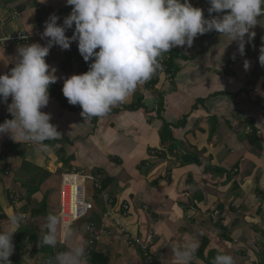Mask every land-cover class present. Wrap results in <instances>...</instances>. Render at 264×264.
<instances>
[{
    "label": "crops",
    "instance_id": "0c3cea01",
    "mask_svg": "<svg viewBox=\"0 0 264 264\" xmlns=\"http://www.w3.org/2000/svg\"><path fill=\"white\" fill-rule=\"evenodd\" d=\"M190 2L208 15L207 0ZM71 7L66 0H0V75L10 72L18 47L25 45L5 39L41 34L40 15L55 14L62 25ZM258 20L254 39L245 37L243 57L237 42L218 32L198 36L191 48L176 47L159 58L151 79L106 116L89 119L79 105L67 102L62 87L64 79L87 72L91 61L72 63L70 53L53 46L45 59L58 80L41 111L51 115L61 137L46 141L49 148L41 152L30 142L0 135V231L10 227L11 216L25 214L13 235L11 264H47L57 253L85 245L82 223L71 240L61 239L55 248L40 244L47 215H60L62 175L82 170L113 201L96 197L87 182L93 210L85 221L103 232L92 253L109 264H144L128 236L145 241L150 231L151 264H174L173 249L192 237L207 246L214 241L210 252L230 254L235 264H264L258 257L264 258V67L258 60L264 18ZM31 43L45 46L47 39ZM74 53L79 55L78 46ZM11 102L0 103V124L13 118ZM123 205L129 207L126 217ZM213 219L229 229V240L211 227Z\"/></svg>",
    "mask_w": 264,
    "mask_h": 264
},
{
    "label": "clouds",
    "instance_id": "9594fccd",
    "mask_svg": "<svg viewBox=\"0 0 264 264\" xmlns=\"http://www.w3.org/2000/svg\"><path fill=\"white\" fill-rule=\"evenodd\" d=\"M210 18L190 0H66L70 14L59 25L60 17L50 15L44 23L40 43L17 49L15 66L0 75V103H11L7 110L13 117L0 124V135L8 134L15 142H30L41 152L46 141L61 137L50 123L51 115L41 109L49 104V87L57 83L56 69L46 57L53 46L69 50L77 42L78 52L89 63L88 71L64 79L62 94L70 105H79L85 119L104 117L144 84L159 67L158 60L176 47L191 48L195 38L218 32L237 42L240 56L245 45L255 37L251 31L264 18V0H207ZM223 14V15H215ZM71 37L66 31L73 29ZM9 39V38H8ZM26 39V37H25ZM98 49V51H97ZM259 63L264 67V46ZM250 67L244 61V68ZM4 161V160H2ZM25 214H14L10 227L0 231V264H11L13 235L19 231ZM41 235L42 246L55 248L59 240L72 239L71 222L62 215L49 214ZM199 239L192 237L173 249L174 264H193ZM47 264H87L86 246L81 244L50 257ZM211 264H235L230 254H217Z\"/></svg>",
    "mask_w": 264,
    "mask_h": 264
},
{
    "label": "built area",
    "instance_id": "2783aa9c",
    "mask_svg": "<svg viewBox=\"0 0 264 264\" xmlns=\"http://www.w3.org/2000/svg\"><path fill=\"white\" fill-rule=\"evenodd\" d=\"M204 16L206 19L210 18L209 15ZM40 19L45 23L47 17L45 15H40ZM70 33L73 35V31ZM37 38H41V34L28 35L25 33H17L14 37L5 39V41L24 42L25 45H30L32 44L31 42ZM76 47L77 42H73L70 45V49L66 50V52L70 53L72 56V63H76L79 59L83 60L80 54L77 55L74 53ZM247 131L251 132L249 129H247ZM1 159L4 160L5 156H1ZM89 181L92 182V189L93 191L98 192L100 199L106 203L113 202L108 193L103 189L102 184L99 181H96L93 176L87 175L85 171L82 170L65 173L62 175L60 188V215L63 216L65 221L71 222L73 226L79 222L85 221L89 217L90 212L93 210V204L89 199V187L87 185V182ZM121 209L123 211V217H126L129 207L127 205H123ZM114 224L118 227L121 233L124 235L128 234L127 229L119 221H115ZM84 234L86 236L85 246L87 256H90L94 250V244L100 240L103 232L102 230H97L94 225L88 224L85 227ZM128 237L130 240L129 244L142 252L145 261L144 264H151L152 261L147 249L154 244L153 231L149 232L145 241H142L133 235H129Z\"/></svg>",
    "mask_w": 264,
    "mask_h": 264
},
{
    "label": "rangeland",
    "instance_id": "374dc122",
    "mask_svg": "<svg viewBox=\"0 0 264 264\" xmlns=\"http://www.w3.org/2000/svg\"><path fill=\"white\" fill-rule=\"evenodd\" d=\"M17 43H20V42H17ZM96 197H98V194L96 193ZM219 217V216H218ZM219 219V218H218ZM213 222H214V225H212V223H211V227H213V228H216L218 231H219V235H222V237L224 238L226 235H227V233H228V231H229V229L226 227V226H224L223 225V222H222V220H212ZM87 222H89V221H83V222H79V223H82L81 224V226H85L86 227V225H88L89 223H87ZM207 222V221H206ZM78 224V223H77ZM77 224H75L74 226H73V230H74V232H75V229H77L78 231L80 230L79 229V226L80 225H78V227H77ZM253 226H255V223H253ZM77 227V228H76ZM224 235V236H223ZM219 238V237H218ZM208 242L207 241H199V249H198V251H197V253H196V259L194 260V262H196V260H200V258L202 257V258H204L205 256L207 257L208 255H210V250H211V246H212V244L214 243V241H209V245L207 246L206 244H207ZM206 245V247H205V250H204V252H203V254H202V246L203 245ZM238 245H240V242H238ZM252 245V244H251ZM241 247V246H240ZM214 254H212V256H213ZM217 255V254H216ZM258 256V255H257ZM258 257H260V262H262L263 260H264V258H262L261 256H258ZM194 262H193V264H194ZM262 264V263H261Z\"/></svg>",
    "mask_w": 264,
    "mask_h": 264
},
{
    "label": "trees",
    "instance_id": "16d2710c",
    "mask_svg": "<svg viewBox=\"0 0 264 264\" xmlns=\"http://www.w3.org/2000/svg\"><path fill=\"white\" fill-rule=\"evenodd\" d=\"M170 77H172V75H170ZM156 80H152V83H151V85L153 86V85H155L156 84ZM183 124V123H182ZM181 124V125H182ZM253 133V132H252ZM251 133V134H252ZM2 217H3V215H0V219H2ZM224 236V235H223ZM224 238H226L227 240H229V238L227 237V236H225ZM229 242H232V241H229ZM205 247H206V245L204 244L203 246H202V254H203V252H204V250H205ZM212 254H214L213 256H212ZM216 254H220V253H218V252H216V251H212V252H210V255H208L206 258H202V260L205 262V264H211V261H212V259L216 256ZM90 259H91V264H109V261H108V259L106 258V257H104L102 254H100V253H92L91 255H90Z\"/></svg>",
    "mask_w": 264,
    "mask_h": 264
}]
</instances>
